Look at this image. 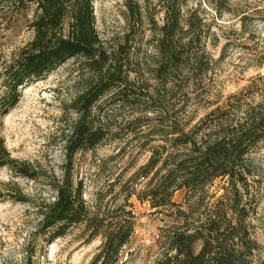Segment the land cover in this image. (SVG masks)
I'll return each mask as SVG.
<instances>
[{"label":"trees","instance_id":"1","mask_svg":"<svg viewBox=\"0 0 264 264\" xmlns=\"http://www.w3.org/2000/svg\"><path fill=\"white\" fill-rule=\"evenodd\" d=\"M94 1L0 0V115L19 103L25 87L69 59L94 70L72 103L77 117L63 137L64 174L49 183L55 199L37 205L38 233L50 243L84 224L87 241L102 238L90 264H117L135 230V213L127 208L135 195L157 211L171 210L176 222L160 235L163 251L157 264H264L263 245L253 236L249 221L254 211L252 181L259 174L251 154L264 144V71L192 119L186 109L188 94L203 89L214 60L204 40L215 23L207 20V9L189 7L187 0H124L125 45L135 47L136 39L149 33L151 54L136 62L149 68L154 85L149 79L130 77L126 66L134 58L110 56L104 49ZM207 2L218 20L222 7L217 0ZM18 28L30 35L11 45L10 34ZM126 136L142 142L139 153L150 154L126 181L142 179L143 189L128 191L124 203L115 208L98 204L92 208L84 197L83 181L74 177L75 155ZM118 153H127L126 147ZM0 166L21 177L40 176L30 162L11 155L3 138ZM218 179L224 192L205 202L207 188ZM180 189L186 190L188 209L173 200ZM3 197L31 200L13 189H0Z\"/></svg>","mask_w":264,"mask_h":264},{"label":"rangeland","instance_id":"2","mask_svg":"<svg viewBox=\"0 0 264 264\" xmlns=\"http://www.w3.org/2000/svg\"><path fill=\"white\" fill-rule=\"evenodd\" d=\"M216 3L223 9L218 20L215 8L207 0H187L186 3L189 7L201 5L207 9V20L215 19L212 32L204 39L213 63L205 74L201 94L192 90L188 94L186 109L192 119L202 117L215 102H224L264 71V0H217ZM94 5L97 30L107 53L120 58L131 56L133 62L126 66L130 77L149 79V83L156 85L152 73L146 70L149 68L140 67L136 62L146 58V53L151 54L149 33L136 39L137 46L125 45L127 9L124 0H95ZM29 35L18 28L10 34V43L17 46ZM93 75L94 70L82 61L69 59L45 78L25 87L19 103L7 115H0V138L5 140L11 155L30 162L40 173L36 179H30L0 166V189L21 191L31 199L20 202L10 197L0 198V264H90L99 251L102 238L87 241L84 224L73 226L65 236L50 243L37 231L41 219L37 205L55 199L56 192L49 183L64 174L63 137L77 117L72 103ZM130 140V136H126L75 155L74 177L83 181L84 197L92 208L96 204L115 208L124 203L128 191L143 189L142 179L126 181L147 162L150 154L139 153L142 142ZM124 146L127 153H118ZM131 149H135L133 153ZM251 157L259 165V174L252 181L254 211L249 221L253 236L263 245L264 256V144L254 150ZM222 185L223 181L218 179L208 187L205 202L216 200L224 192ZM209 195L214 196L209 199ZM173 200L188 209L185 189L176 191ZM128 201L127 208L135 213V230L122 248L117 264H157L163 251L160 235L166 227L176 223L174 216L171 210L157 211L148 201L142 202L135 195Z\"/></svg>","mask_w":264,"mask_h":264}]
</instances>
